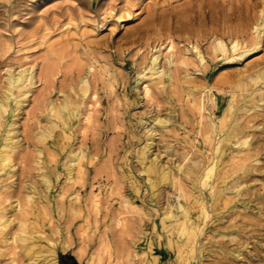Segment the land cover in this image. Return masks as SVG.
Segmentation results:
<instances>
[{"label":"rangeland","instance_id":"1","mask_svg":"<svg viewBox=\"0 0 264 264\" xmlns=\"http://www.w3.org/2000/svg\"><path fill=\"white\" fill-rule=\"evenodd\" d=\"M263 10L264 0H0V96L7 70L35 67L37 74L18 115L22 152L11 159L15 169L10 177L0 179L4 219L13 220L0 239V264H27L25 245L38 251L54 247L60 264H145L149 239L159 242L160 264H178L162 223L168 210L170 221L183 218L180 205L203 228L198 243L206 252L199 264H220L219 246L259 240L253 236L258 232L245 229L248 238L239 234L230 241L229 235L246 226L241 217L246 207L257 212L264 203L258 196L264 191V110H253L255 104L264 105ZM218 40L227 49L220 57L212 49ZM194 46L208 60L205 66L169 64L173 52L171 59L181 54L196 60ZM159 51V63L170 74L150 81L143 76L145 67ZM44 65L54 71L41 81L38 72ZM83 76L94 82L86 97L80 91ZM63 95L80 105L81 113H90L91 120L78 116L69 146L51 152V142L35 136L48 124L49 105ZM81 127H86L83 132ZM226 135V154L218 157L216 148ZM79 149L87 156L84 172L69 184L63 164ZM155 159L168 175L157 178L152 189L143 169ZM216 159L212 195L200 182ZM43 174L52 183L49 193ZM131 175L143 186L139 196ZM28 196L34 197L32 203ZM203 204L206 219L199 216ZM16 221L27 223L35 239L14 241Z\"/></svg>","mask_w":264,"mask_h":264},{"label":"bare ground","instance_id":"2","mask_svg":"<svg viewBox=\"0 0 264 264\" xmlns=\"http://www.w3.org/2000/svg\"><path fill=\"white\" fill-rule=\"evenodd\" d=\"M204 6H202V7L204 8ZM261 13H264V10L261 11ZM200 15H202V14H200ZM192 17H191V19H192ZM215 20H216V18H215ZM174 23H175V21H174ZM191 23H192V21H191ZM193 23H194V21H193ZM201 23H202V21H201ZM179 26H182L181 23ZM179 26H178V28H179ZM217 26L219 27L220 25H217ZM188 27H189V25L187 26V28L186 27L185 28L189 29ZM192 28H190L189 30H191ZM208 28H210V27H208ZM174 29H175V27H174ZM203 30L205 32L204 28H203ZM215 30H217V29H215ZM220 30H223V29H220ZM241 32H243V30H241ZM187 33H188V31H187ZM183 34H185V33H183ZM228 35H229V33H228ZM228 35H227V37L229 38ZM177 37H179V36H177ZM182 37H180V38H182ZM188 38H189V36H188ZM190 38H191V36H190ZM199 38H200V36H199ZM237 38H238V36H237ZM185 40H187V39L185 38ZM192 43H193V41H192ZM212 44H213V47H212L213 54L216 57H220V56L225 55L227 53L226 45L221 40H218L217 42L213 41ZM167 48L168 47H166V49ZM169 48L173 49V41L171 38H170ZM257 48H258L257 46L254 47V49H257ZM194 50L196 51V60H192L188 56H184L181 54L177 57V60L171 59L172 56L174 55V52H173V53L168 54L169 64L172 65L175 63H180L183 66H189V65H196V67L199 65L205 66L206 63L208 62L205 55L202 53V51L197 46H194ZM161 53L162 52L159 51L157 54L151 55L149 58V64H147L145 67V69H147L148 72L145 73L143 76L144 77L149 76L150 81L163 79L166 76H169V74H170V69L166 68L164 64L161 66L159 63ZM255 69H257V68H255ZM53 71H54V69L51 65H46L45 67H42L41 70L38 72V79L41 80L43 77H45V79L51 78L53 76ZM78 71L81 73V70L78 69ZM36 75L37 74L35 71V67L20 68L18 71L11 70V69L6 71V75L4 78V84L6 85V90L3 91L2 95L0 96V117L2 118V120L0 119V179L2 177H10V175L13 173V171L15 169L14 164L11 163L12 162L11 159L13 158L14 155H16V153L22 152L21 151L22 150L21 149L22 143H21V140L18 138L19 135H18V130H17L18 129L17 128L18 115H19V112L22 108L24 100L28 97V94L30 93L31 86H33L36 83L34 81L35 80L34 78L36 77ZM224 80L226 82V79H224ZM79 82L81 83L80 91L82 92L83 97H86L88 92L92 89V85L94 84V82L92 80H89L87 78V76L80 77ZM222 83H224V82H222ZM226 83H228V82H226ZM98 84H100V83H98ZM93 90H95V89H93ZM149 90H150V87L146 86L145 94L148 95L150 93ZM179 94H181V93H179ZM91 95L95 99L96 94L91 93ZM260 99L262 102H264V93L261 94ZM95 101L97 102V100H95ZM49 106H50V107H48L49 115L46 117V121L48 122V124L45 126V128L41 129L39 134L37 133L35 137H37V139L40 141H45L47 143V145L49 144V142H51V145H49L51 152L52 151L53 152H59V151L65 149L67 146H69V142L72 140L71 135H73L72 134V131H73L72 127L78 121V116H80V117L82 116L83 118H85V120L90 121L91 115H90V113H87V112L85 114L81 113L80 105L72 103L71 99H69L66 95H63V99L60 102L51 103ZM200 106H201V104H200ZM253 107H254L253 110H264V105L255 104ZM114 109H115V107H114ZM93 114H95V113H93ZM157 121L162 123V124L166 123L165 120L158 119ZM57 129H60L61 132L58 135V137L53 138L54 132ZM84 129L81 127L80 130L83 132ZM229 131H230V133H233L234 128H232ZM92 134H93V132H92ZM74 135H75V133H74ZM228 139H229V136L226 135L225 137H223L220 140V144H218V146L216 148L217 149L216 153H219L218 157L223 158V156L226 154L227 147H226L225 142H227ZM246 142L247 141H245L244 143H246ZM132 148H133V146H132ZM34 149L39 154H41V151H39L37 146ZM86 157L87 156H86V152L84 149H79L76 152L71 151L68 154L66 161L63 164L64 169H65L66 182L67 183L75 184L77 182V180L81 179V175L84 172L83 167L85 165L84 160L86 159ZM111 157H113V156H111ZM258 157H255L254 159L257 160ZM131 158H133V157H131ZM217 160L218 159L213 160L211 163L208 164V166L204 170V173L202 174L201 182H200L202 188H205V189L209 188L212 191V195L215 194L214 180L216 178L217 168L219 165ZM91 161L92 160H89L88 163L90 164ZM229 165H231V164H229ZM231 166H233V165H231ZM98 169H99V167H98ZM100 171H102V170H100ZM143 173L146 174L147 181L150 184L152 189L155 187V180L157 178H161V177L164 178V177H167V175H168V172L165 170V168L159 169V165H158V162L156 161V159L151 160L148 163L147 167L145 169H143ZM60 176H61V174H59L58 169H57V172L55 174L56 179H60ZM263 176H264V170H263ZM130 177L133 180V192L135 193L136 196H139L143 190V186L141 184H139L134 179V177L132 175ZM41 182L43 183L46 192L49 193L52 189V183H51L50 178L43 174V176L41 178ZM262 185H264V183ZM32 188H33L34 192H37V189L34 187V185L32 186ZM263 188H264V186H263ZM150 189H149V191H150ZM258 196L264 197V191L262 194H260ZM33 199H34L33 196H28V203H32ZM78 200H79V198H78ZM78 200L76 199V202ZM95 202L96 201H94V203ZM19 204L20 203L17 202L16 206H19ZM1 207L2 206L0 204V239L5 237L3 235V230L6 227L12 225V223H13V220L11 218H10L11 220H7L6 218L4 219V212L1 209ZM179 208L184 213L183 218L170 221L171 217H172V213H170L171 211L168 210L169 212L167 211V217L163 219L162 227L169 234V238L167 240V248L169 249V251L172 254H175L178 257L177 258L178 264H199L200 259L205 256V252H206L205 245H201L198 243L199 236L203 234V228H201V226L199 225L198 220L197 221L191 220L189 212L184 205H180ZM256 208H258L257 212L254 211V208L252 210H250L249 207L245 208V211L241 214V217L246 220V222L244 223L246 226L243 227L242 231L239 230L238 227L233 229L232 232L236 233L237 235H229V240L230 241H236V237L239 234H243L246 236L247 233L245 234V232L249 231V230H250L249 232H252V231L258 232L255 235L253 234V236L259 240L254 241V244H252V245L248 242H241L240 240L239 241L237 240L236 241L237 247L231 246V248H230V247L223 246V245L219 246L218 252L220 254V262H221L220 264H230L234 260L247 261L248 263H251L254 261L255 264H264V203H263V201H262L261 205L256 207ZM199 216L203 217L204 219L209 217L208 211H207L204 204L200 207V215ZM121 219L122 218H118L116 220V223L118 225L122 222ZM125 220L126 219H124V221ZM22 222H20V221L15 222L16 224L19 225V229H18V232L15 233V236H13V240L14 241H22V242H25V241L30 240V239L34 240L35 239L34 235L27 233L28 229H27V226L25 225L27 223L24 224ZM123 223L125 225V222H123ZM121 225H122V223L120 224V226ZM121 229H123L122 226H121ZM125 232H129V231H124V234H125ZM121 233H123V232H121ZM250 237H252V236L250 235ZM178 239H180V241ZM153 240L154 239H149V251H150L151 255L149 256V258H147V261L145 264H160L159 263V254L161 253L160 245H159V242L155 243ZM156 241H158V239ZM249 245H251V246H249ZM24 249H23L25 252L24 258L27 261V264H41L43 262L45 263V261H47V260L51 261V264H60L57 262L56 250L54 247H48V248H46V251H38L37 249L32 248L30 245H25ZM212 251H214V250L211 249V250H208L207 252L210 253ZM154 253H158V255L155 256Z\"/></svg>","mask_w":264,"mask_h":264},{"label":"water","instance_id":"3","mask_svg":"<svg viewBox=\"0 0 264 264\" xmlns=\"http://www.w3.org/2000/svg\"><path fill=\"white\" fill-rule=\"evenodd\" d=\"M72 264H76V263L73 262Z\"/></svg>","mask_w":264,"mask_h":264}]
</instances>
